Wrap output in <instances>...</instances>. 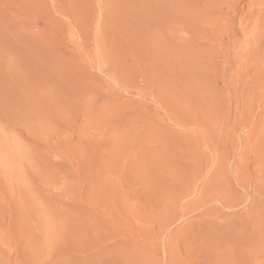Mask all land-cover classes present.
I'll return each instance as SVG.
<instances>
[{"label": "rangeland", "instance_id": "obj_1", "mask_svg": "<svg viewBox=\"0 0 264 264\" xmlns=\"http://www.w3.org/2000/svg\"><path fill=\"white\" fill-rule=\"evenodd\" d=\"M0 264H264V0H0Z\"/></svg>", "mask_w": 264, "mask_h": 264}]
</instances>
